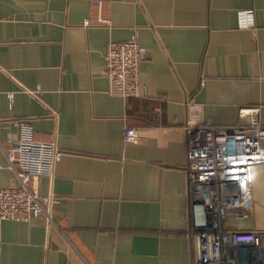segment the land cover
<instances>
[{"label": "crops", "instance_id": "crops-1", "mask_svg": "<svg viewBox=\"0 0 264 264\" xmlns=\"http://www.w3.org/2000/svg\"><path fill=\"white\" fill-rule=\"evenodd\" d=\"M134 36L147 57L141 95L124 100L104 55ZM254 107L264 126V0H0V190L15 184L4 150L20 122L63 154L35 185L55 224L0 223V264H192L184 128ZM252 178L249 218L231 223L264 231V164Z\"/></svg>", "mask_w": 264, "mask_h": 264}, {"label": "built area", "instance_id": "built-area-1", "mask_svg": "<svg viewBox=\"0 0 264 264\" xmlns=\"http://www.w3.org/2000/svg\"><path fill=\"white\" fill-rule=\"evenodd\" d=\"M95 24L110 26L103 2L93 1ZM251 23L241 21V28ZM92 18L86 26L92 25ZM147 52L136 36L109 42L105 51L108 94L124 100L141 95V64ZM11 98V96H10ZM260 109L240 110L234 126L209 127L189 121L186 172L191 196L192 264H264V231L235 228L252 210V169L264 164V126ZM126 143L141 140L137 130L125 128ZM15 184L0 190V223L44 220L53 225V197L40 196L35 186L51 177L63 154L52 142L37 141L29 121L19 123L16 144L4 150Z\"/></svg>", "mask_w": 264, "mask_h": 264}]
</instances>
